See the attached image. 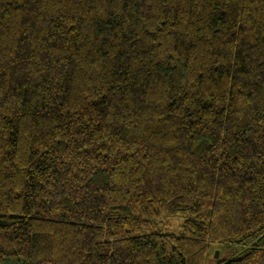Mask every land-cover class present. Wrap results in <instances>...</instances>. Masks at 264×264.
<instances>
[{
    "label": "trees",
    "instance_id": "trees-1",
    "mask_svg": "<svg viewBox=\"0 0 264 264\" xmlns=\"http://www.w3.org/2000/svg\"><path fill=\"white\" fill-rule=\"evenodd\" d=\"M0 264H264V0H0Z\"/></svg>",
    "mask_w": 264,
    "mask_h": 264
},
{
    "label": "rangeland",
    "instance_id": "rangeland-1",
    "mask_svg": "<svg viewBox=\"0 0 264 264\" xmlns=\"http://www.w3.org/2000/svg\"><path fill=\"white\" fill-rule=\"evenodd\" d=\"M170 226L168 228V231H171V232H174V233H181L182 231V227H181V224H182V220L180 218H173V219H170Z\"/></svg>",
    "mask_w": 264,
    "mask_h": 264
},
{
    "label": "water",
    "instance_id": "water-1",
    "mask_svg": "<svg viewBox=\"0 0 264 264\" xmlns=\"http://www.w3.org/2000/svg\"><path fill=\"white\" fill-rule=\"evenodd\" d=\"M217 255H218V252H217Z\"/></svg>",
    "mask_w": 264,
    "mask_h": 264
}]
</instances>
